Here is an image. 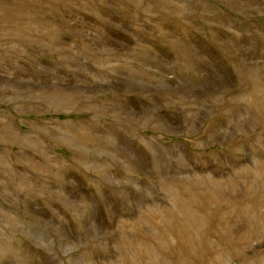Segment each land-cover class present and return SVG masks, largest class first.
<instances>
[{
  "label": "rangeland",
  "instance_id": "1",
  "mask_svg": "<svg viewBox=\"0 0 264 264\" xmlns=\"http://www.w3.org/2000/svg\"><path fill=\"white\" fill-rule=\"evenodd\" d=\"M0 264H264V0H0Z\"/></svg>",
  "mask_w": 264,
  "mask_h": 264
},
{
  "label": "bare ground",
  "instance_id": "2",
  "mask_svg": "<svg viewBox=\"0 0 264 264\" xmlns=\"http://www.w3.org/2000/svg\"><path fill=\"white\" fill-rule=\"evenodd\" d=\"M186 208H188V207H186ZM190 217V216H189ZM241 254V253H240Z\"/></svg>",
  "mask_w": 264,
  "mask_h": 264
}]
</instances>
